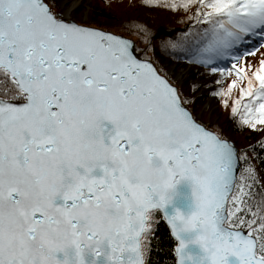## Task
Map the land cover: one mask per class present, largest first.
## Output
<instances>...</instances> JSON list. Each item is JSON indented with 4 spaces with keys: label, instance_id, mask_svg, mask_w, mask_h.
<instances>
[{
    "label": "snow or ice",
    "instance_id": "snow-or-ice-1",
    "mask_svg": "<svg viewBox=\"0 0 264 264\" xmlns=\"http://www.w3.org/2000/svg\"><path fill=\"white\" fill-rule=\"evenodd\" d=\"M188 10L199 62L264 125V0H140ZM77 0H0V264H148L160 217L173 264H264V183L134 41L77 19ZM163 48L183 45L168 38ZM221 58L223 65L219 66ZM226 106L228 99L222 101ZM181 186L188 191H181Z\"/></svg>",
    "mask_w": 264,
    "mask_h": 264
},
{
    "label": "trees",
    "instance_id": "trees-1",
    "mask_svg": "<svg viewBox=\"0 0 264 264\" xmlns=\"http://www.w3.org/2000/svg\"><path fill=\"white\" fill-rule=\"evenodd\" d=\"M161 2L167 3L170 0H161ZM179 2L180 0H177V3ZM83 4L80 6V10L77 11L80 15L81 13L85 14L84 11L87 9L85 3ZM195 7L196 5L193 4L186 11L183 8L176 10L165 7L147 8L140 3V0H90L87 10L89 20L93 21L96 26L108 30L117 28H122V30H138L141 29L139 27L140 24L147 25L153 32L160 30V36L155 37L154 43V49L158 57L164 61L185 63L186 66L200 70V72H203L207 76L220 74L219 72H212L210 66H206L197 59V53L199 52L198 44L203 38V32L202 28L198 27L189 18L194 13ZM100 11L103 13H100ZM163 29H166V33H164ZM117 31L119 32L120 29ZM167 33L169 34L167 35ZM168 38L183 45V47L172 49L170 45H166L162 48L159 44L160 40L166 41ZM261 58H264V44L258 46L255 55L245 57V59H248L254 65ZM155 65L160 71L158 65ZM219 66H224L223 58H221ZM223 77L224 81L221 88L223 91H227V85L234 78V74L224 75ZM186 84H188V89H193L191 83ZM237 95L238 86L232 90L229 97H225L222 94L218 95V113L221 116L218 118L219 120H216V128L211 127V129L220 134L226 131L236 133L238 139L237 146L246 149L248 161L254 165L260 182L264 183V125L258 124L253 129L250 125L242 123L239 114L231 112L232 100ZM199 99H201L199 100V102L201 101L199 105L204 106L208 98L200 96ZM224 99H228L229 101L227 106L222 102ZM187 106L190 108V104ZM244 164L245 162H243V166H247ZM173 247L174 239L170 229L164 222L160 221L152 238L148 264H173Z\"/></svg>",
    "mask_w": 264,
    "mask_h": 264
},
{
    "label": "rangeland",
    "instance_id": "rangeland-1",
    "mask_svg": "<svg viewBox=\"0 0 264 264\" xmlns=\"http://www.w3.org/2000/svg\"><path fill=\"white\" fill-rule=\"evenodd\" d=\"M77 2L80 3V6L84 5L83 3H85L86 8L87 9L89 8L90 0H78ZM87 9H86V11H84L86 22L90 23L93 27L108 30L106 28L96 26L93 23V21L89 20ZM100 13H103V12L100 11ZM75 15H76L77 19H79L80 14L78 12H76ZM118 29H120V31L116 32V30H118ZM163 30H164V33H166L165 32L166 29H163ZM108 31H111V32L116 33V34L119 33V34H122L126 37L131 38L132 40L135 41V43L141 49H144L146 47L145 43L141 40V36L143 34L142 29H138V30H136V29L124 30L123 29L122 30V28H117V29H113V30L109 29ZM168 31H170V30H168ZM121 32H123V33H121ZM155 33H157L156 37L160 36V30L155 31ZM169 33H167V35ZM155 39L156 38H154L152 41L153 47L148 49L147 52H141L140 55L142 57H146L152 63L157 64L158 68L160 69V72L165 77H167L168 80L171 81V83L178 86L182 100L185 97L191 98L190 102H188L187 105L190 104L189 109L192 110L197 115V118L199 119L200 122H202L209 129H211V127L216 128L215 127L216 120L218 118H220V116H221V115H219L220 113H218L219 99H218V95L216 93L221 90V87H222V84L224 81V77L221 76L220 74H216L213 76H207L203 72H200V70H197V69L192 68L190 66L189 67L186 66L185 63H176V62L174 63L171 61L170 62L164 61L162 58H160L156 55V51L154 49ZM245 60H248V59H245ZM186 83H191L193 86V89L192 90L188 89V87H187L188 84H186ZM200 96H202L206 99L208 98L206 103L204 104V106L199 105V103L201 102V101L199 102V100H201V99H199ZM194 99H196V100L194 101ZM197 100H198V102H196ZM192 102H193V104H192ZM221 135L224 138L231 140L237 146L238 139H237L236 133L226 131V132H223V134H221ZM238 154H239V157H243L242 159H240L241 160V166H240V169L238 172V174H239L240 171L244 167H246V166H243V162H245L246 160L248 161L249 159L247 157L246 149L243 147H241V148L238 147ZM244 165H246V163ZM160 221L165 223L162 214L160 215V217L158 218V220L156 222L155 230H156V227ZM155 230H154L152 237L149 241V251H148V256H147V262L149 261V259H148L149 258V252H150L151 242H152V238L154 236ZM173 239H174V245H175V238L173 237ZM173 253H174V247H173ZM174 257H175V253H174Z\"/></svg>",
    "mask_w": 264,
    "mask_h": 264
},
{
    "label": "water",
    "instance_id": "water-1",
    "mask_svg": "<svg viewBox=\"0 0 264 264\" xmlns=\"http://www.w3.org/2000/svg\"><path fill=\"white\" fill-rule=\"evenodd\" d=\"M108 31V30H107ZM111 32V31H110ZM113 33V32H112ZM114 34H116V33H114ZM117 35H120V34H117ZM120 36H123V35H120ZM123 37H126V36H123ZM126 38H128V37H126ZM128 39H130V38H128ZM132 40V39H131ZM133 41V40H132ZM149 62H151L150 60H148ZM152 63V62H151ZM153 64V63H152ZM153 66L156 68V66L153 64ZM166 78V77H165ZM176 87V86H175ZM229 142H231L233 145H234V147H235V149H236V151H237V155H238V157H239V154H238V147L231 141V140H229V139H227ZM238 164H239V167L236 169V171H237V174H238V172H239V169H240V166H241V160L239 159L238 160ZM181 191H184V192H187L188 190L186 189V188H184L183 186H181ZM164 221H165V224L168 226V228L170 229V226L167 224V221L164 219ZM170 232H171V229H170Z\"/></svg>",
    "mask_w": 264,
    "mask_h": 264
},
{
    "label": "bare ground",
    "instance_id": "bare-ground-1",
    "mask_svg": "<svg viewBox=\"0 0 264 264\" xmlns=\"http://www.w3.org/2000/svg\"><path fill=\"white\" fill-rule=\"evenodd\" d=\"M78 1V0H77ZM156 66V65H155ZM156 69H157V67H156ZM158 70V69H157ZM158 72L161 74V75H163L159 70H158ZM166 79H168L167 77H166ZM171 82V81H170ZM174 86H176V85H174ZM177 87V89L179 90V88H178V86H176Z\"/></svg>",
    "mask_w": 264,
    "mask_h": 264
}]
</instances>
